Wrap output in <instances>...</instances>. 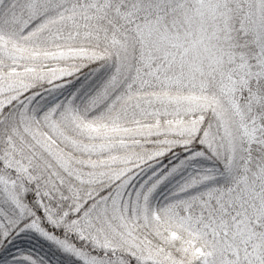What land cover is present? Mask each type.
Instances as JSON below:
<instances>
[{"label": "snow or ice", "instance_id": "obj_1", "mask_svg": "<svg viewBox=\"0 0 264 264\" xmlns=\"http://www.w3.org/2000/svg\"><path fill=\"white\" fill-rule=\"evenodd\" d=\"M33 236L264 264V0H0V264Z\"/></svg>", "mask_w": 264, "mask_h": 264}, {"label": "rangeland", "instance_id": "obj_2", "mask_svg": "<svg viewBox=\"0 0 264 264\" xmlns=\"http://www.w3.org/2000/svg\"><path fill=\"white\" fill-rule=\"evenodd\" d=\"M200 163H206V162H200ZM185 175H187V173H185ZM180 179L181 177H176L169 185L165 186V188L162 190V196L159 198L162 199L164 195H167L168 192L172 190L176 182L179 181ZM37 240L38 238H36L35 236L30 237L27 239L26 242L18 243L15 247H13L11 249V253L12 254L16 253L19 255L24 252H29L39 257H43V260L46 262V264H60V258H58L57 255L52 254V252L50 251L51 248H55V249L58 248L50 244V242L43 240L42 238L39 239V242H37Z\"/></svg>", "mask_w": 264, "mask_h": 264}, {"label": "trees", "instance_id": "obj_3", "mask_svg": "<svg viewBox=\"0 0 264 264\" xmlns=\"http://www.w3.org/2000/svg\"><path fill=\"white\" fill-rule=\"evenodd\" d=\"M51 248V247H50ZM51 252H52V254H54V255H57L58 256V258H60V264H66V262H65V254L63 253V252H61L59 249H55V248H51V250H50ZM12 255H18V254H16V253H14V254H10V257L12 256ZM9 257V258H10Z\"/></svg>", "mask_w": 264, "mask_h": 264}]
</instances>
